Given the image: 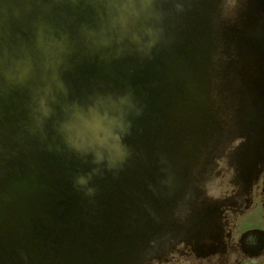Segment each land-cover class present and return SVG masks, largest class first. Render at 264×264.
<instances>
[{
    "label": "water",
    "instance_id": "1",
    "mask_svg": "<svg viewBox=\"0 0 264 264\" xmlns=\"http://www.w3.org/2000/svg\"><path fill=\"white\" fill-rule=\"evenodd\" d=\"M263 258L264 0H0V264Z\"/></svg>",
    "mask_w": 264,
    "mask_h": 264
},
{
    "label": "rangeland",
    "instance_id": "2",
    "mask_svg": "<svg viewBox=\"0 0 264 264\" xmlns=\"http://www.w3.org/2000/svg\"><path fill=\"white\" fill-rule=\"evenodd\" d=\"M247 227H249L250 225H246ZM245 264H264V258L262 260H257V261H249L246 262Z\"/></svg>",
    "mask_w": 264,
    "mask_h": 264
},
{
    "label": "flooded vegetation",
    "instance_id": "3",
    "mask_svg": "<svg viewBox=\"0 0 264 264\" xmlns=\"http://www.w3.org/2000/svg\"><path fill=\"white\" fill-rule=\"evenodd\" d=\"M246 262L245 261H242L241 264H245Z\"/></svg>",
    "mask_w": 264,
    "mask_h": 264
}]
</instances>
